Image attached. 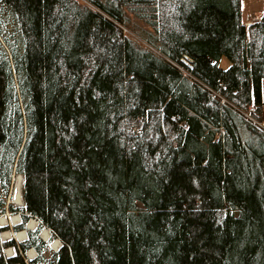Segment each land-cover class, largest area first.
<instances>
[{"label": "trees", "instance_id": "16d2710c", "mask_svg": "<svg viewBox=\"0 0 264 264\" xmlns=\"http://www.w3.org/2000/svg\"><path fill=\"white\" fill-rule=\"evenodd\" d=\"M241 6L0 0V215L39 222L0 227V264H264V13Z\"/></svg>", "mask_w": 264, "mask_h": 264}, {"label": "rangeland", "instance_id": "374dc122", "mask_svg": "<svg viewBox=\"0 0 264 264\" xmlns=\"http://www.w3.org/2000/svg\"><path fill=\"white\" fill-rule=\"evenodd\" d=\"M241 8H242V21L244 22V24L246 25V27H248L250 24H252V23H254V22H256V21H258V20H260L262 18L263 13H264V0H242V6H241ZM220 65L223 68H227L230 64H229V62L226 59L223 58L221 60V62H220ZM17 176L18 175H14V177H13L12 186H11V190H10L9 197H8V204H13L15 207L21 208V205H18L15 202V194L18 191H20L21 192V196H22L23 177H22L21 181H19V179H18ZM22 201H23V198H22ZM15 215H18V214H15ZM15 215L12 214L10 211L7 210L6 213L0 215V217H7L8 220H9V218H12ZM30 219H35V218H30ZM13 227H15V226L13 224L9 223V225H7V227H5V228H7L6 231H4V232H10L12 234V238H10L9 240H4L3 235H2L4 232L1 234V238L4 241L13 240V241H15L16 245H18L19 243L23 242V240H18L16 238H14V236H15V234L17 232L14 231ZM38 227H39V225H38ZM38 227L35 228L32 231H36L38 229ZM44 229H46V228H44ZM40 236H41V232H40ZM40 238L44 241V239L42 238V236ZM44 242L47 243L48 249H49L48 252L46 253V257H50L51 253L52 252H55L56 249H54L51 246V241H49V242L48 241H44ZM9 249H11V248H9ZM12 249H13L14 254L16 255V249H14V248H12ZM7 250L5 251V254H7ZM30 250H34V249H30ZM28 252H26V254H25V260L26 261H30L29 260ZM35 253L36 254H35L34 257L36 258L37 255H38V253L36 251H35Z\"/></svg>", "mask_w": 264, "mask_h": 264}, {"label": "bare ground", "instance_id": "6f19581e", "mask_svg": "<svg viewBox=\"0 0 264 264\" xmlns=\"http://www.w3.org/2000/svg\"><path fill=\"white\" fill-rule=\"evenodd\" d=\"M17 177H18L19 181H21L22 176L21 175H18ZM15 202L18 205H22L23 204L22 196H21V192L20 191H18L15 194ZM18 219L19 218H18L17 215L13 216L12 218H9V220H8L7 217H0V226L9 225V223H11V224L16 223V222H18ZM27 224H28V227L31 228V229H35V228L38 227V222L35 219H30ZM2 235H3L4 240H9L10 238H12V234L10 232H4ZM41 236H42V238L45 241H48V242L51 241V246L54 249H57L60 246V242L58 240L52 241L51 232L48 229H43L41 231ZM25 237H26V235H25L24 230L23 231H20V232H17L15 234V236H14V238H16L18 240H23ZM7 254L8 255L14 254L13 249L12 248L11 249H8L7 250ZM35 254L36 253H35L34 250H30L28 252L29 257H34Z\"/></svg>", "mask_w": 264, "mask_h": 264}, {"label": "water", "instance_id": "95a60500", "mask_svg": "<svg viewBox=\"0 0 264 264\" xmlns=\"http://www.w3.org/2000/svg\"><path fill=\"white\" fill-rule=\"evenodd\" d=\"M22 207H24V204H22L21 205V208ZM27 216H29L28 214H26ZM18 216V222H16V223H13V225L14 226H18V225H21L22 224V217H21V215L20 214H18L17 215ZM28 223V222H27ZM38 225H39V222H38ZM1 228L3 227V228H5V227H7V225H5V226H0ZM32 230H34V229H31V228H29L28 227V224H26L25 225V229H24V232H25V235H26V237L23 239V241H26L27 239H28V234H27V231H32ZM40 236V235H39ZM51 236H52V234H51ZM41 237V236H40ZM45 241V240H44ZM59 241V240H58ZM60 242V241H59ZM62 247V243L60 242V246L56 249V251H58L60 248ZM7 255V257H9V258H12V257H14L15 256V254H12V255H8V254H6ZM35 259V257H29V260L30 261H32V260H34Z\"/></svg>", "mask_w": 264, "mask_h": 264}, {"label": "crops", "instance_id": "0c3cea01", "mask_svg": "<svg viewBox=\"0 0 264 264\" xmlns=\"http://www.w3.org/2000/svg\"><path fill=\"white\" fill-rule=\"evenodd\" d=\"M262 98H263V102H264V82H263V87H262Z\"/></svg>", "mask_w": 264, "mask_h": 264}, {"label": "built area", "instance_id": "2783aa9c", "mask_svg": "<svg viewBox=\"0 0 264 264\" xmlns=\"http://www.w3.org/2000/svg\"><path fill=\"white\" fill-rule=\"evenodd\" d=\"M250 109H251V110H255V106H254V105H251ZM261 125L264 127V122H263V124H261Z\"/></svg>", "mask_w": 264, "mask_h": 264}]
</instances>
